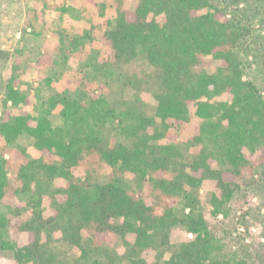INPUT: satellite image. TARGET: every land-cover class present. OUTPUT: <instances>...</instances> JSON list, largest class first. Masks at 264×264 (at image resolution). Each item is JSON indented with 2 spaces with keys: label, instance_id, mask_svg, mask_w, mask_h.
Returning <instances> with one entry per match:
<instances>
[{
  "label": "trees",
  "instance_id": "1",
  "mask_svg": "<svg viewBox=\"0 0 264 264\" xmlns=\"http://www.w3.org/2000/svg\"><path fill=\"white\" fill-rule=\"evenodd\" d=\"M24 1L23 33L50 30L69 54L96 44L88 67L97 75L137 60L152 71L125 107L95 92L86 70L76 89L36 105L14 60L0 106V202L28 201L0 208V249L17 264H250L225 250L200 189L212 182L210 213L227 215L246 175L264 174V89L244 77L238 52L244 42L264 61V0ZM8 55L0 49V59ZM36 63L59 60L48 50ZM141 93L153 96L154 113ZM187 125L191 134L178 143ZM10 225L27 233L25 244L9 243ZM177 227L192 238L171 241Z\"/></svg>",
  "mask_w": 264,
  "mask_h": 264
},
{
  "label": "rangeland",
  "instance_id": "2",
  "mask_svg": "<svg viewBox=\"0 0 264 264\" xmlns=\"http://www.w3.org/2000/svg\"><path fill=\"white\" fill-rule=\"evenodd\" d=\"M27 11L28 6L24 0H0V49L9 54L7 60L0 59V106L3 85L6 83L11 65L16 58L19 60L23 79L32 88L30 98L33 104L40 105V102L48 96L61 93L65 88L76 89L77 83L73 79L81 70H86L89 76L96 77L90 87L95 92L98 87H101L107 100L116 101L123 107L125 103L133 102L136 82L145 78V74H151L150 66L137 60L129 65H122L112 76L97 75L88 67L93 57V49L97 48L96 44L87 43L79 51L71 54L68 49L62 52L58 35L50 30L47 31L46 36L40 37L32 34L29 29L23 33ZM95 20L97 25L101 26L100 20ZM252 26L259 30L260 23L254 20ZM68 32L74 31L68 29ZM262 33L264 34V29ZM243 47L245 48L244 42L238 48V52L244 62V77L255 80L264 89V61L253 54H248ZM48 50L53 52L59 63L55 67H39L36 63L37 59ZM63 54H68V58L63 60ZM119 73L121 74L118 77ZM47 76L53 77L50 83L46 82ZM127 82H130L129 85ZM153 84L156 87L154 82ZM24 88L29 89V87ZM139 96L144 100L146 111L154 113L156 101L153 96L146 93H141ZM51 117L54 124H62V118L58 117L57 110L52 112ZM191 131V125H187L177 137V142L181 143V140L190 135ZM22 142L34 154L32 141L22 139ZM212 190L213 183L205 181L200 189V197L208 224L215 235L222 239L225 250L228 252L236 250L239 255L247 256L250 264H264V174L260 170L252 172L250 176L246 175L240 190L236 192L235 200L227 205V215L213 216L210 213L211 208L208 201ZM27 201V198L11 195L0 202V208L7 210L13 202L21 208L26 207ZM43 206L46 208L45 214H50L47 197H44ZM192 236V234H186L183 228L177 227L171 234V241L178 242L185 237L192 238ZM6 239L11 244L21 246L26 243L27 233L10 225ZM62 249L72 254L65 244ZM0 264H17L11 249H0Z\"/></svg>",
  "mask_w": 264,
  "mask_h": 264
}]
</instances>
